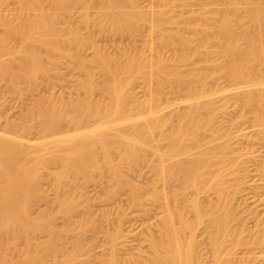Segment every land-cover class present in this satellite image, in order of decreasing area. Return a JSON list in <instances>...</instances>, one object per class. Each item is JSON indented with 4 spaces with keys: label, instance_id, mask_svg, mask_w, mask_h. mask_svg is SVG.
Masks as SVG:
<instances>
[{
    "label": "rangeland",
    "instance_id": "obj_1",
    "mask_svg": "<svg viewBox=\"0 0 264 264\" xmlns=\"http://www.w3.org/2000/svg\"><path fill=\"white\" fill-rule=\"evenodd\" d=\"M1 1L0 44H5L0 46V61H11L19 77L12 82L0 69V139L18 144L19 159L36 167L37 179L26 205L31 228L6 230L0 224V264H156L154 250L169 261L174 253L165 249L170 248L168 222L175 227L187 223L179 239L184 247L187 240L193 241L194 258L189 253V261L194 264H264V256H258L264 249L257 241L264 230V125L255 119L264 117V62L252 64L251 79L231 76L226 38L219 30L223 14L229 13L239 35L264 31V25L253 28L247 0ZM252 1L264 8V0ZM41 11L63 39L59 49L30 43L16 32L6 34L12 25ZM122 15L130 21L125 31L110 22ZM31 48L38 51L45 68L35 77L28 76L21 60ZM99 53L120 61L127 55L141 56L147 61L146 74L111 75L100 66ZM178 75L191 78L180 83ZM113 76L121 81L128 99L105 131L123 142L127 137L142 140L140 154L133 159L113 149L105 157L96 143L97 166L90 164L88 174L66 172L64 160L81 140L73 137L76 130L70 117L77 112L71 104L85 97L92 101V110L100 109L91 113L89 129L110 119L102 111L113 101ZM248 89L255 95L253 108L244 102ZM199 100L211 104L201 111L208 126L195 133L196 139L184 141L187 150H203L211 162L206 182L197 188L184 178H165L160 153L170 150L172 158L181 157L180 148L171 146L167 135ZM47 104L63 106L57 105L63 115L56 128L47 127L41 117L39 106ZM220 194L235 217L216 245L210 220L216 204L224 200ZM195 201L205 210L200 218ZM43 222L50 227H43ZM53 234L59 239L53 240ZM48 241L56 250H47ZM182 255L176 256L178 262L189 258Z\"/></svg>",
    "mask_w": 264,
    "mask_h": 264
},
{
    "label": "bare ground",
    "instance_id": "obj_2",
    "mask_svg": "<svg viewBox=\"0 0 264 264\" xmlns=\"http://www.w3.org/2000/svg\"><path fill=\"white\" fill-rule=\"evenodd\" d=\"M113 1L118 2L121 0H113ZM122 1H124V0H122ZM126 1H128V0H126ZM129 1H131V3H132L134 0H129ZM0 2L2 4L1 0H0ZM244 3H245V7H246V13H247L249 19L251 20L252 25L254 26L253 28L256 30L261 28L264 25V8L258 6L257 4H254V2L252 0L251 1L247 0ZM26 4H28V3H26ZM30 6H32V5H30ZM31 8L32 7H30V9ZM28 11H29V9H28ZM55 11H56V9H55ZM32 15H33V17H26L25 19H22V21L23 20L24 21L22 23L20 22L21 23L20 25H18L16 27H15V25H14V27L12 25L11 27H9L7 29L6 34H11V33L13 34L14 32H16V33L20 34L26 41H28L30 43H34V44H38V45H45L46 47H48L50 49H59L61 43L63 42V39L60 37L61 35L57 36L55 34V30H54V27L52 26V23L50 21L49 16L47 14L43 13V11L35 12ZM28 16H31V15H28ZM22 17H24V16H22ZM0 22H2L1 18H0ZM110 22L113 26H115L120 31H125V30H128L130 28V21H129L128 17L124 16V15L117 17V18H111ZM6 24H7V22H6ZM8 26H10V24ZM8 26H6V27H8ZM219 30H220V33L226 38V42H225L224 46L226 48V53H227V56L229 58V62L231 64V66L229 67L230 75L236 79H239V80L240 79H246V80L251 79L252 75H253L252 74L253 71L251 70L253 68L252 66L254 65L253 63H255L257 61H263L264 62V31H262V30L258 31L257 34L254 31H252V32H254L255 34L250 31V32H247L248 34L244 33L243 35H239L240 32L238 33V31H236V28L233 26L231 16L229 13L223 14L221 23L219 25ZM16 33H14V35ZM1 42L3 44H5L4 41H1ZM182 42L185 43V41L183 39H182ZM2 43L0 44V46L2 45ZM31 45H33V44H31ZM1 47H0V49H1ZM3 47H4V45H3ZM31 49H29L27 51L25 50L26 52L24 54L22 53L23 57L20 56V59L22 57L21 60L23 62L24 67L22 66V63L20 61H19V63H21V67H23L27 70V72L29 73L28 76L30 75L31 77L32 76L35 77V75L37 73H39V72L43 73L45 71V68L41 64V60L39 58L40 55L38 54V51H36L35 49H32V50ZM98 60L100 62V66L102 67V69L105 70L106 72L110 73L111 75H115L116 72L128 73V72H132V71L145 73L144 66L147 62L141 56L140 57H134L131 55H127V57L124 61H120L119 59H116L115 57H108L102 53L98 54ZM10 62L11 61H9L8 59L4 60V61H0V69L4 73V75L6 77H8L13 82L19 77V75H18V73H16L12 69V67H11L12 64H10ZM250 70L252 71V73ZM197 76L198 75L192 76V78L197 77ZM176 77H177L176 81L180 82V83L184 82V81L186 82L187 80L189 81L190 80L189 78H191V77H188L186 79L185 77H183L181 75H178ZM253 83H255L256 85L258 83H261V85H262V82L256 81ZM253 83L251 85H253ZM89 85H91V84H89ZM111 85H112L111 93L113 95V101L110 104H105V106H104L105 108L103 109L102 112H104V115L106 118L110 115L112 117L110 116L111 118L107 119L106 121H101V122L97 121L98 123L92 129H89L87 127V122L89 121L91 113L93 111H95V109L98 110V112H99L100 109L94 108L92 110L93 105L91 103L92 101L90 100V98L84 99L85 98L84 97L83 99L81 98L80 100H77L74 103L71 102L72 103L71 109L75 113L77 112L76 113L77 115L75 114L76 116L73 114V116L70 117V121L72 122V124H74L75 130H76L73 137L78 136L81 140H78V142H76V143L74 142L75 143L74 145L71 144L73 146L70 148L69 156H68L69 158L64 160L66 172L75 173V174L76 173L86 174L87 171H89V167H91V166H89L90 164L93 163L92 166H97L95 164V162H97V158H96L97 156L95 154L96 150L94 149V146L96 145V143L98 145L99 144L101 145L103 155L105 157H107L109 155L110 151L113 149L123 151L124 153L123 152L122 153L125 154L126 157H131L133 159L135 157L137 158L138 155L140 154V151L142 148H141L139 142L142 143L143 142L142 140H140L138 138H134V137H127L126 142H123L121 139H119L115 136H112V135L108 134L107 131H105L106 128L109 126V124H111V119L113 120L115 118L114 116L116 114H120L124 111L126 104H127V99H128L126 97V95L124 94L123 85L119 79L114 78V76H113V80H112ZM263 85H264V82H263ZM263 85H262V87H263ZM91 89L93 90V85H92V88H90V89L87 88V90H89V93H90ZM257 89H259V88H257ZM47 102H49V101H47ZM62 102L63 101H61V103ZM244 102L247 106H249L251 108L255 107V105H256L255 95L250 90L246 94ZM57 105H55V104L48 105L47 104V105H43V106L40 105L39 106V107H41L39 110L41 117L43 119L44 124L47 127L56 128L60 122L61 116L63 114H61V112L59 111L58 106L60 107L62 105H58V106ZM210 105L211 104L205 100H199L198 102L194 103L192 106H190L189 111L185 112L186 114L183 113V116H181L182 118H180V120L182 123H179V125L177 126V128L174 132L167 135V138L169 139L170 145L171 146L173 145L175 147L180 148L181 151L179 152V155L181 157L178 159L172 158L170 150H167V151L160 153V157L162 159V167L161 168L165 173V176H166L165 178L170 179V180L171 179H183L184 178L192 186H195V187L197 186V188L200 187L199 183H201V182L205 183L206 182L205 179H206L208 173L210 172V168H211L210 160H208V158L205 157L203 150H199V151L196 150V152L195 151L191 152V150L186 149L185 145H187L186 143L190 139L191 140L196 139V137L194 136L195 133L201 131V129L203 127L208 126V121H207V119H205V117L203 116L201 111H202V109H208L210 107ZM97 107H98V105H97ZM104 115H103V117H104ZM95 116H96V114H95ZM95 116H93V117H95ZM63 118L64 117H62V119ZM97 118H98V115H97ZM97 118H96V120H97ZM99 118H100V116H99ZM255 119L258 121L260 126L264 125V117L263 116L256 115ZM93 121H95V120H93ZM139 128H140V126L134 127L135 130H138ZM90 132H96L98 135L89 137ZM182 133H185L186 137L182 136ZM78 137H76V139ZM184 141H186V143ZM18 154L19 155L21 154V149L15 141H12L10 139H5V138L0 139V224H2V226L4 228H6V230L7 229L11 230V229H15V228L16 229H22V228L27 229V227H30V225H31V222H30L31 219L28 217V214L26 211V205H27L28 200L31 198V195L33 194L32 191L34 189L32 190V188L35 187L34 185H35V181L37 179V172L35 171L36 167H34V168L33 167L29 168L31 166L27 167L26 161L24 162L25 163L24 164L21 161V160H23V159H21L22 157L19 159V157L22 155L19 156ZM188 155H191L192 157L187 159L186 157ZM168 160H171V161H168ZM15 167L17 168V171H16ZM115 167H116V165H115ZM115 169L117 170V168H115ZM261 169L264 172V164L261 166ZM58 174H59V176L62 175L61 173H58ZM216 187H215V189H216ZM220 191H221V189L218 188L217 192L220 193ZM222 198L223 197H221V194H220V199H222ZM220 201H221V203L216 204L215 207L217 208V210L215 212V215L212 216V219L210 220L211 222H213L212 225L215 226V233H214L215 238L214 239H215L216 245L218 244L219 240L223 237V235L228 234V232L231 228L230 222L235 217L233 210L231 209L230 205L227 202V199L220 200ZM201 205L202 204H200L198 201H195V203H194V209L197 213V216H199V218L201 217V215L205 211ZM12 213H14V214H12ZM168 223H169L168 226L166 225L167 231L165 233L166 235H169L168 244L174 239H175V241H174V243L171 242L170 245L167 244V247L170 246V248H165V245H162V247L164 246L163 248H165L166 250L168 249L167 251H169V249H170L172 254L174 253V256L171 257L169 255V257L171 259V260H169L170 261L169 262L166 258L168 256V252H167L166 257L163 256V258H166V261H165L164 259H162V257H160L162 253L160 254L159 250L157 249L158 248L157 246L154 247L156 244L154 245L153 244L154 242H153L152 243L153 248L158 250V252H157L156 250L153 249L155 251L154 257L157 260L159 259L158 262L159 263L162 262V264H180L182 259L178 262L177 261L178 258H176V256L185 254V258L189 257V253L194 250L192 248V246H194V245H191L193 243V241L190 240L191 242H189L187 240V242L189 244H188V246L186 245L187 247H184L182 245L183 239L181 237H180L181 240L179 239V236L182 235L184 228L187 226L186 222L181 223L182 225L180 227H175L172 222L171 223L168 222ZM43 224H44V225H42L43 227H47V226L51 225L49 223H44V222H43ZM49 227H47V228H49ZM188 228H189V226H188ZM166 235H164V236H166ZM52 236L54 238L50 237V240L52 238H53V240L59 239L58 235L53 234ZM164 239L166 240L165 237H164ZM179 240H180V242H179ZM52 241H50V243L48 241L49 244L48 243L46 244L47 250L48 249L54 250L55 248H57V246L54 243L52 244ZM75 241H79V240H75ZM257 241H259L258 242V243H260L259 245H261L262 249H264L262 246V245H264V230L261 233V237ZM166 242H167V240H166ZM113 243H114V241H113ZM157 243H160V242H157ZM190 247L193 250L190 251ZM216 248H217V246H216ZM171 252H169V253H171ZM163 253L165 255L166 252L163 251ZM191 253H190V255H192L191 257H193V254H191ZM193 253H194V251H193ZM263 253H260L262 255L260 256V254H259L258 256L261 258L262 256H264ZM63 254L65 255V253H63ZM156 254H157V256H156ZM180 258H181V256H179V259ZM185 258H183V259H185ZM189 259H190V257L187 260L185 259V261L183 260L184 263H186V262H187V264H191V262L193 264L195 263L194 260L193 261L190 260L191 261L190 262ZM111 260L113 261L114 259L111 258ZM69 261H71V260H69ZM152 261H153V263L155 262L156 264H158V262H156L155 260H152ZM183 261H182V263H183ZM0 262H2V261H0ZM111 264H113V263H111ZM114 264H116V263L114 262ZM226 264H229V263L227 262Z\"/></svg>",
    "mask_w": 264,
    "mask_h": 264
}]
</instances>
